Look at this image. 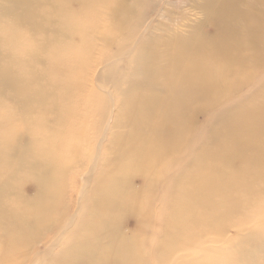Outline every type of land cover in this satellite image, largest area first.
<instances>
[{
	"label": "bare ground",
	"instance_id": "obj_1",
	"mask_svg": "<svg viewBox=\"0 0 264 264\" xmlns=\"http://www.w3.org/2000/svg\"><path fill=\"white\" fill-rule=\"evenodd\" d=\"M190 1L0 0V264H154V219L159 264H264V0Z\"/></svg>",
	"mask_w": 264,
	"mask_h": 264
},
{
	"label": "rangeland",
	"instance_id": "obj_2",
	"mask_svg": "<svg viewBox=\"0 0 264 264\" xmlns=\"http://www.w3.org/2000/svg\"><path fill=\"white\" fill-rule=\"evenodd\" d=\"M164 1H166L167 3L165 4ZM195 1H198V0H195ZM190 2H191L190 0H187V1L186 0H156V1L155 0H149V3H147V6H146V8L144 7L145 10H143V11L144 12L145 11H148V14H149L148 19L151 20V19H155L156 18V15L155 14L153 15V13H150V12H154L155 9H158V8H160L162 6L166 7V9L169 10L171 13H174V12H177V11L180 12V10L182 9L181 12L185 10L184 12H185V14L188 17V22L187 23L190 24L192 22L199 21L201 19V15H199V13L188 11V6L190 5L189 4ZM159 19L160 18H157L155 20L158 21ZM198 29L203 34H206V33L211 32L210 26L207 25V24H204V23L203 24H200L198 26ZM111 58L115 59L116 56L114 57V55L112 53H110V54H108L105 57L106 60L111 59ZM121 70H122L121 72H123L122 75H125V72L127 70L126 69V66L122 67ZM116 71L117 70L115 68L109 71V73L112 76L111 77L112 79H110V84L108 83L106 85L109 89L110 88H113L112 87L113 86V83H115V82L117 83V81L119 80V79L116 78V76L115 77L113 76ZM263 79H264V72L262 74L258 75L257 78H256V80L252 84H250L247 88H244V90H242V94L236 93V97L234 96L233 98L235 99V98L241 96V100L242 99L244 100L247 96L250 95V91L251 90L252 91H255L256 90V88L258 87V85H257L258 83L262 84ZM111 81H112V83H111ZM119 86L120 85H115V87H119ZM107 87H105V88H107ZM122 88H124V87H122ZM95 93H96V95H100V96L102 94L99 90L98 91L95 90ZM117 93L118 92H116V94ZM84 100H85V98H84ZM118 102H119L118 101V98L115 97V103H114L115 104V109H117L118 106H119ZM225 104H226V101L225 100L224 101H221V102H219L217 104V106L215 108L209 110L210 112H208V114H207V112H203L202 111L201 114H198L196 116V122H197V125H198L200 131L206 132L207 128L209 127L208 122H207L208 116L211 114L212 115V118H213L218 113V111L222 108V106H224ZM230 104H232V101H229L228 100V106ZM111 124H112V122H111ZM110 132H109L110 134H114V133H117L118 131L115 129V130H110ZM93 133L94 134L91 135V137H93V139H92L93 141L91 140L89 143L85 144L86 149H87V152H89V153L92 152L93 149H95V145H96L95 138L97 137L96 136L97 135V129H94V132ZM109 133H108L107 137L105 138V140L103 141V144H102L103 148H105V146L110 141V138H109L110 135H109ZM84 161H85L84 163L86 164V166H85V168H86L88 166V164H89V160H88V162H86L87 159H85ZM236 163H237V161L234 162L235 168L238 166V163L237 164ZM132 183L136 187H139L140 184L141 185L143 184L142 181H141V179L139 177H133ZM73 185L75 186L76 191L73 193V195L69 199V204H70V210H69V212H70V214H73L74 207H75V204L77 202L78 189L81 186V182L79 181L78 178L75 181V183H73ZM26 189H27V192H26L27 193V196L34 195L33 191L31 190V185H28L26 187ZM74 199H76V200H74ZM250 218H251V213H250L249 218L247 220L250 221ZM258 225H260V224L257 223V221L254 222V223L253 222H249L245 226V228H247V230L248 229H252V230L258 229L259 231H262L264 229V227H258ZM226 227H224V231H223V235H222V238L223 239H220V241H222V240H231L235 244L237 242V240L239 239V236H241V235H243L244 233L247 232L245 230V231L239 233L240 230H242V227H235V226H226ZM122 228L128 233V231H134L135 230V225L134 224H131L129 221H127V222H125L123 224V227ZM211 228H212V229H210L211 233H215V232L217 233L219 230H221L222 227L221 228L220 227H211ZM227 232H228V234H227ZM165 233H166L165 227H158L157 221L155 219H154L151 227H147L146 228L145 235H141L142 232H140V236L138 238V243L140 245L139 247H142L145 250L146 256H148L149 259H153L154 264H159L158 263L159 262L158 261L159 259L157 258V253H155V252H157V248L161 244L162 245L166 244V242H165V236H166V234ZM73 234H74V230H72L67 235V237L70 238ZM212 238H213V236L209 235V237L207 239H212ZM66 240L67 239H65V241ZM206 247H212L215 250L224 249V248H222L221 243H218V242H216V243L214 242V243H212V245H207ZM59 248H61V247H58L56 249V252L59 250ZM153 250H155V251H153ZM179 256H180V254H179ZM163 263L164 262L162 261V264Z\"/></svg>",
	"mask_w": 264,
	"mask_h": 264
}]
</instances>
